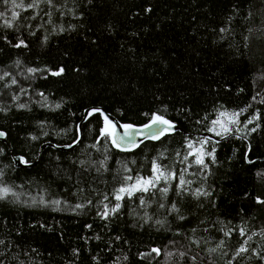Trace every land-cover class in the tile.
Segmentation results:
<instances>
[{
	"label": "trees",
	"instance_id": "trees-1",
	"mask_svg": "<svg viewBox=\"0 0 264 264\" xmlns=\"http://www.w3.org/2000/svg\"><path fill=\"white\" fill-rule=\"evenodd\" d=\"M98 106L188 134L121 150L90 111L41 148ZM226 117L238 135L202 145ZM0 130V264H264V0H0ZM153 161L176 178L117 201Z\"/></svg>",
	"mask_w": 264,
	"mask_h": 264
},
{
	"label": "snow or ice",
	"instance_id": "snow-or-ice-1",
	"mask_svg": "<svg viewBox=\"0 0 264 264\" xmlns=\"http://www.w3.org/2000/svg\"><path fill=\"white\" fill-rule=\"evenodd\" d=\"M13 2H14V0H13ZM47 2L51 3L52 0H47ZM35 6H36L35 3L28 5L29 8H32V7H35ZM16 15H17V13L14 12L13 13V18H15ZM7 26L10 27L11 24L9 23ZM221 31H223V29H221ZM15 46L16 47L24 46V41L21 40ZM33 71H35V70L34 69H29V72H33ZM62 72H63V69H60L59 71L54 72L53 75H60ZM13 83H16V81L13 80ZM20 107H24V105H20ZM89 114H91V113H89ZM220 115L221 116H225L227 114L226 113H220ZM232 115L236 116L238 114H232ZM105 121L108 122V118L107 117H105ZM232 122L234 123L235 120H233ZM212 123H213V125H216L218 123L221 125L222 131L216 132V135L228 134L231 131V129L229 127H227L225 124H223L219 120H214ZM249 123H251V121H249ZM153 125L163 126V127H157L156 131H154V132L153 131H148L146 133H143V135H145L148 138L159 139L162 135L172 131L173 128H174V125L172 124L171 121H169V120L165 119L163 116H160V115H157V114H153L152 117H151V123L146 124L143 127L145 129H152ZM122 127L125 128V129H132L134 126L130 125V124H125V125H122ZM101 131H102V134H103V133H105L107 131V129H102ZM209 131H215V128H211V129H209ZM252 131H255V129H252ZM136 134L140 135L141 133L137 132ZM4 135H5V133L0 132V137H2ZM124 135L125 136H131L132 133L131 132H126ZM121 139H123V137H121ZM112 142L114 144H116L117 147H119V144L116 142L115 139ZM209 142H210V138H206L203 141H201L200 143L203 145V144H207ZM188 147H189V149H191L193 147L191 142H189ZM188 155L189 156L190 155H195V161L194 162L197 165H202L204 167H207V165L204 163V159H203L204 153H203V149L202 148L196 149L195 153L190 151L188 153ZM207 155L211 157V156H213V153L212 152H208ZM187 159H188V156H185L184 160H187ZM20 161H21V163H25V164L27 163V161H25L22 157L20 158ZM152 172H153V176L152 177H148V178L137 177L135 182L131 186H122L120 189L117 190V194L115 195V199L117 201L121 200L123 198V196L121 194H127L130 197L137 191H139V192H148L149 188H156L157 184L161 181V179H163L164 181L167 182L170 179H175L176 178V174L175 173L165 174V172H163L161 170L160 165L157 164L155 161H153V164H152ZM0 175H2V173H0ZM132 179L133 178L131 176L127 177V180H132ZM186 183H190V181H185L183 179V176L181 175L179 177V184L177 185V188L178 189H182ZM158 190L161 192L162 195H166L168 193V191H169V188L168 187H164V188L158 189ZM10 191L11 190L9 188L0 189V199L5 198L9 194ZM194 195H196V196L208 195V193H201L200 190H197V192ZM143 202H144L143 199H141V203H143ZM258 202L264 203V201H260L259 198H258ZM162 206L163 205H161V207ZM119 207H120V205L117 204L115 206V208L112 209V211L115 212ZM173 209L175 210V205H173ZM103 215L107 216L108 213L105 212ZM181 219H183V217H181ZM240 234L244 235V230L243 229L240 230ZM226 235H227V233H226ZM248 239H251V237H248ZM0 243H2V241H0ZM221 243H223V242L221 241ZM245 243H247V241ZM151 251L157 253L158 255L160 253V250L157 249V248H153ZM210 251H216V249H210ZM246 251H247V248L242 245L238 249L236 255L240 256L242 253H244ZM148 255H150V253ZM169 255H171V253H169ZM180 255L183 256L184 253H180ZM192 259L194 260L195 257H192Z\"/></svg>",
	"mask_w": 264,
	"mask_h": 264
},
{
	"label": "water",
	"instance_id": "water-1",
	"mask_svg": "<svg viewBox=\"0 0 264 264\" xmlns=\"http://www.w3.org/2000/svg\"><path fill=\"white\" fill-rule=\"evenodd\" d=\"M90 111L100 112L104 116V118L105 117L108 118V123L110 122L109 124L111 127V131H110L111 140L113 141L115 139L116 142L119 144V147H117L116 144H114L113 142L112 143L117 148H119L121 150H131V149L137 147L139 144H141L144 141H147V140L157 141L161 138V137L159 139L148 138L145 135H143V133H146L148 131L154 132V131H156L157 127H163V126L153 125L152 129H145L143 126H134L132 129H125L122 127L123 124L121 122H119L116 117H114L112 114L108 113L104 108L98 106V107H90V108H87L84 110L83 116L78 123V139L74 143H72L70 145H57V144H54L51 142H47L45 144H42L41 148H45L47 146H50L54 149H59V150H63V151L75 148L81 141L82 124L86 120L88 113ZM164 118L167 119L166 117H164ZM167 120H169V119H167ZM149 123H151V122H149ZM149 123H147V124H149ZM172 124L174 125V128L172 131H170L168 133L180 131L183 134H188V132L185 131L182 127H180L177 123L172 122ZM0 132L5 133L4 131H1V130H0ZM126 132H131L132 135L131 136H125L124 134ZM137 132H140L141 134L137 135L136 134ZM201 135L206 137V138H210V140H212L214 142H221L222 140H224L230 136H234V135L237 136L238 134H234V133L230 132L228 134H225L224 136L218 137L215 134H213L212 132L206 130V131L202 132ZM121 137H123V139H121ZM0 142L7 144L6 134L4 136L0 137ZM21 157L25 160V158L21 155L12 154V161H13L14 166L16 168H31L37 162V159H35L33 162H27L26 164L21 163V161H20Z\"/></svg>",
	"mask_w": 264,
	"mask_h": 264
},
{
	"label": "rangeland",
	"instance_id": "rangeland-1",
	"mask_svg": "<svg viewBox=\"0 0 264 264\" xmlns=\"http://www.w3.org/2000/svg\"><path fill=\"white\" fill-rule=\"evenodd\" d=\"M231 119H233V118L232 117H226V118H223L222 120H219V121H221L223 124H225L227 127H229V126H231V124H230ZM220 131H222V128H221V125L218 123V124H216V129H215L214 133L216 134V132H220ZM134 182L127 184L125 186H131Z\"/></svg>",
	"mask_w": 264,
	"mask_h": 264
}]
</instances>
